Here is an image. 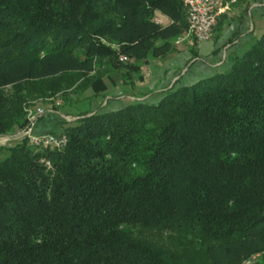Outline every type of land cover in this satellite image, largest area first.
<instances>
[{"label": "trees", "instance_id": "trees-1", "mask_svg": "<svg viewBox=\"0 0 264 264\" xmlns=\"http://www.w3.org/2000/svg\"><path fill=\"white\" fill-rule=\"evenodd\" d=\"M185 29L182 0H0V136L59 87L56 57L94 75ZM226 59L157 100L78 114L61 149L0 146V264L264 263V26Z\"/></svg>", "mask_w": 264, "mask_h": 264}, {"label": "crops", "instance_id": "crops-1", "mask_svg": "<svg viewBox=\"0 0 264 264\" xmlns=\"http://www.w3.org/2000/svg\"><path fill=\"white\" fill-rule=\"evenodd\" d=\"M231 10L226 12V18L221 17L223 13L218 17L220 25L216 27V32L214 31L210 40L198 42L187 38L180 44H176V41L184 35V31L175 33L174 36L165 38L163 41L160 39L157 42L159 45L169 42L170 46L142 66V74L132 80V89L125 88L126 92L120 96L106 97L107 103H104L105 106L101 109L123 106L134 100L154 101L161 96V93L172 87L190 85L200 77L221 70L227 55L240 50L241 45L250 38L253 28L251 21L247 25L243 16L237 19L238 13L234 10L229 12ZM230 14L231 17H229ZM154 16L163 20L161 28L169 25L167 17L162 13L155 12ZM221 46L223 50L220 49ZM194 52L197 54L192 56ZM125 59L124 57L123 61ZM49 123L46 118H38L33 123V131L52 134L54 129ZM261 258L259 257L257 264H264Z\"/></svg>", "mask_w": 264, "mask_h": 264}, {"label": "rangeland", "instance_id": "rangeland-1", "mask_svg": "<svg viewBox=\"0 0 264 264\" xmlns=\"http://www.w3.org/2000/svg\"><path fill=\"white\" fill-rule=\"evenodd\" d=\"M224 2L226 9L221 17L226 18V12L232 9L229 12H233V10L237 12V19L243 16L247 25L250 21L252 22L255 28V34L264 26V0H224ZM231 16L230 14L229 17ZM219 25L220 22L218 23L217 20L213 29V35L216 27ZM125 31H137L135 19L130 18L127 20ZM157 42L155 43L156 45L159 44ZM220 49L223 50V47L221 46ZM196 54L194 52L192 56ZM56 59V61L52 60L50 63H47L46 67H59L56 75L53 73L51 76L61 80L59 87L52 93L51 98L45 96L31 103L30 107L33 110L36 108H42L44 110V113L36 116L34 121L38 118H46L49 120L51 128L54 129L52 134L55 135L61 133L63 127L68 122L76 119L78 114H90L91 112L100 110L105 106L103 104L107 103L105 102L106 97L120 96L126 92L125 88L132 89V80L142 74V66L146 62L151 61L149 55L146 58L140 57L138 59L131 57L129 58L128 63L130 65L128 66L120 65L118 69L107 68L93 75L89 72L88 68L93 61L86 63L87 65L85 66H79L78 64L71 63V59L64 55L56 57ZM52 100L58 102V105H54ZM27 122L28 120L26 118L25 124ZM19 130L17 129L14 134L9 135L11 137L10 140L4 143L6 147H12L21 140V138L13 139V136Z\"/></svg>", "mask_w": 264, "mask_h": 264}, {"label": "built area", "instance_id": "built-area-1", "mask_svg": "<svg viewBox=\"0 0 264 264\" xmlns=\"http://www.w3.org/2000/svg\"><path fill=\"white\" fill-rule=\"evenodd\" d=\"M182 7L186 29L184 35L176 41V44H180L182 40L187 38L198 42L210 40L218 17L226 9L224 0H182ZM152 20L159 26L163 24L161 18L154 16ZM166 20L167 23H171L168 17ZM119 60L123 61L124 57L119 56ZM52 102L54 105H58V102H54V100ZM43 113L44 110L42 108H36L35 110L27 109L26 118L28 122L13 136V139H25L28 146L35 148H63L66 144V137L63 134L55 135L51 133H36L33 131L34 118ZM10 138L9 135L0 136V146L5 145L4 143L9 141ZM44 165L49 168L50 162L45 160ZM259 257L260 254H253L245 258L240 264H256Z\"/></svg>", "mask_w": 264, "mask_h": 264}]
</instances>
